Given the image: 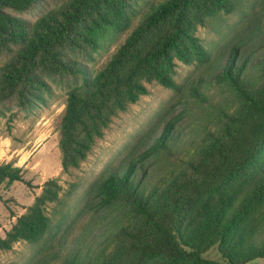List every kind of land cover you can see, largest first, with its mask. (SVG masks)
Instances as JSON below:
<instances>
[{"label": "trees", "instance_id": "16d2710c", "mask_svg": "<svg viewBox=\"0 0 264 264\" xmlns=\"http://www.w3.org/2000/svg\"><path fill=\"white\" fill-rule=\"evenodd\" d=\"M238 0H0V101L24 110L47 106L66 90L58 149L63 171L78 169L113 119L143 96L148 85L171 90L183 105L153 143L108 169L91 190L109 230L101 246L66 264H246V237L264 220V53L252 62L233 45L220 71L184 88L178 64L205 66L210 52L197 35ZM51 5V6H49ZM42 8L34 21L10 13ZM259 8L264 11V0ZM107 63L88 64L130 30ZM264 47L259 24L250 30ZM219 61V60H218ZM193 117L180 144L179 122ZM193 134V135H192ZM24 183L23 170L0 165V187ZM28 186L29 183L25 182ZM61 186L48 179L0 237V251L37 244L50 230L49 204ZM217 247L220 261L205 257Z\"/></svg>", "mask_w": 264, "mask_h": 264}, {"label": "rangeland", "instance_id": "374dc122", "mask_svg": "<svg viewBox=\"0 0 264 264\" xmlns=\"http://www.w3.org/2000/svg\"><path fill=\"white\" fill-rule=\"evenodd\" d=\"M146 1L156 4L161 0ZM238 1L234 14L222 15L209 26L198 30L197 35L210 52L211 62L205 66L178 64L175 80L183 86L184 95L186 87L196 84L199 78L209 80L220 71L219 63L226 61L233 45L245 44L241 48L240 61L241 55L250 53L252 62L262 57L264 47L258 38L250 34L256 24L260 25L264 34V11L259 8L260 0ZM9 11L34 21L41 15L42 8L35 6L24 12ZM137 21L134 20L133 26L115 46L101 54L94 64H88L92 70L97 71L107 63ZM4 61L0 56V66ZM147 88L148 95L113 119L80 167L66 172L61 168L58 149L66 90L55 88L47 106L29 111L21 109L14 100L0 101V165L12 163L20 167L24 179V183L0 187V237L32 203L43 182L55 179L62 188L59 200L47 208L50 219L47 235L37 244L18 242L11 250L0 251V264H66L75 257L81 261L101 246L111 233L110 221L105 217V212L93 209L91 190L108 169L122 166L132 155L148 148L161 133L165 121L176 116L183 108L173 91L157 84L148 85ZM192 128L193 117L186 116L180 120L181 146L191 135ZM260 250H264V220L242 245L244 254ZM205 257L221 260L217 247L210 249Z\"/></svg>", "mask_w": 264, "mask_h": 264}, {"label": "crops", "instance_id": "0c3cea01", "mask_svg": "<svg viewBox=\"0 0 264 264\" xmlns=\"http://www.w3.org/2000/svg\"><path fill=\"white\" fill-rule=\"evenodd\" d=\"M246 264H264V259H255Z\"/></svg>", "mask_w": 264, "mask_h": 264}]
</instances>
